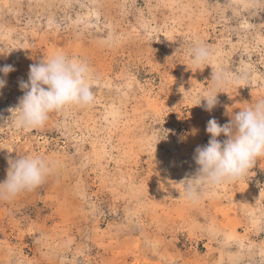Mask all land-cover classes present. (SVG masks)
<instances>
[{
    "label": "rangeland",
    "instance_id": "374dc122",
    "mask_svg": "<svg viewBox=\"0 0 264 264\" xmlns=\"http://www.w3.org/2000/svg\"><path fill=\"white\" fill-rule=\"evenodd\" d=\"M196 42L211 65L193 63ZM58 52L88 62L95 102L38 129L5 123L29 66ZM4 65L0 182L18 155L52 172L0 200V264H264V159L197 203L180 197L208 121L264 99V0H0ZM212 67L247 79L209 112L196 104Z\"/></svg>",
    "mask_w": 264,
    "mask_h": 264
},
{
    "label": "clouds",
    "instance_id": "9594fccd",
    "mask_svg": "<svg viewBox=\"0 0 264 264\" xmlns=\"http://www.w3.org/2000/svg\"><path fill=\"white\" fill-rule=\"evenodd\" d=\"M191 52L195 65H211L213 51L207 45L196 42ZM29 69L28 80L19 82L24 95L16 107L9 109L11 116L5 123L12 120L17 127L38 129L46 125L50 114L62 112L66 106L88 107L95 102L94 73L87 61L58 52L44 56ZM212 70L209 89L196 104L209 112L216 106L218 94L226 93L221 89L247 79L246 73L232 74L213 67ZM12 71V65L0 67L4 76ZM5 85L6 81L0 79V88ZM202 100L205 105H201ZM239 109L235 113L227 109L231 119L223 126L215 118L208 121L206 131L211 138L207 145L196 148L194 160L198 168L180 182L184 185L181 198L197 203L208 189L245 178L257 161L264 159V99ZM221 135L227 137L222 142L218 139ZM8 165L7 178L0 182V200L4 201L35 190L52 172L50 162L40 155L8 157Z\"/></svg>",
    "mask_w": 264,
    "mask_h": 264
}]
</instances>
